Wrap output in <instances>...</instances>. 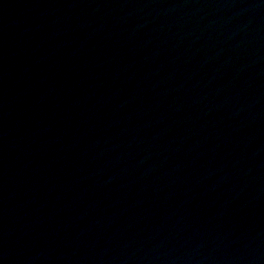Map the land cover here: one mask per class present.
Instances as JSON below:
<instances>
[{
  "label": "water",
  "instance_id": "1",
  "mask_svg": "<svg viewBox=\"0 0 264 264\" xmlns=\"http://www.w3.org/2000/svg\"><path fill=\"white\" fill-rule=\"evenodd\" d=\"M0 264H264V0H0Z\"/></svg>",
  "mask_w": 264,
  "mask_h": 264
}]
</instances>
